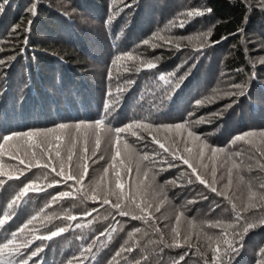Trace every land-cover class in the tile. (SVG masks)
<instances>
[{"label":"trees","instance_id":"trees-1","mask_svg":"<svg viewBox=\"0 0 264 264\" xmlns=\"http://www.w3.org/2000/svg\"><path fill=\"white\" fill-rule=\"evenodd\" d=\"M33 3H36L35 16L29 11ZM251 3L249 8L245 0H8L6 4L0 0L3 7L0 12V60L4 61L0 64V134L44 130L65 121L90 123L104 114L106 104L109 105L108 121L113 118L115 123H120H112V127L142 121L137 114L141 110L139 102L143 92L139 93L135 87L143 88L151 81L164 90V95L162 103L152 107L160 117L149 122L156 125L187 123L200 141L192 142L185 130L180 148L187 143L194 154L199 151L198 145L205 141L212 147L225 149V152L217 153L215 161L211 152L205 149L198 172L211 181L215 167V186L226 190L231 203L242 207L247 201V181L251 179L254 185L264 182V172L259 168L261 158L255 147L234 141L236 136L252 131L258 134L255 138L258 146L259 133L264 132V9L255 0ZM190 9H211V12L188 18L182 28L170 25L172 21L183 19L179 14ZM240 29L242 33L238 31ZM207 30H211L212 35L203 47L196 39L192 40L194 44L180 45L179 50L169 46L156 47L155 51L162 49L164 56L151 58L157 67L141 68L134 73L139 83L125 79V75L139 67L138 64L131 61L113 64V60L124 52L132 51L140 56L136 51L138 44L152 39L158 31L176 38L195 37ZM94 64L107 65L106 74L100 81L107 83L104 87L95 80ZM161 76L165 79H160ZM113 78H116L114 87L108 83ZM233 84L243 85V88H233ZM221 86L236 95L216 98L213 94L218 88L221 90ZM209 97L213 98L211 102L206 101ZM202 100L206 102L198 105L197 102ZM167 135L180 140L174 131ZM141 150L137 153L140 156L148 153L150 159L142 161L140 169L151 170L147 171L148 181L142 172L131 187L135 189L138 180L143 182L137 202L151 205L152 218L147 223L113 219L99 231L96 223L102 222V218L93 217L97 208L85 207V211H77L79 206L74 201L81 195V191L75 190L79 185L73 186L72 181L55 184L54 181L60 178L48 170L47 176L44 174L31 180L20 175L19 179H13L16 185L20 182L13 195L4 200L0 196V219L4 218L5 212L11 216L0 226V235L6 230L0 242L17 232L21 255L16 259H27L28 264H135L136 261L142 264L144 257L153 256L151 250L158 247L157 242L162 250L169 248L172 229L177 227L176 217L183 211L178 227L180 242L185 246L175 247L177 251L167 256L157 253L156 264L167 259L168 264H205L206 259L210 262L211 251L203 233L213 237L215 231L220 234L219 228L208 227V223L232 221L235 214L231 203L190 176L191 169L182 161L174 160L165 152L158 158L156 152ZM235 152L242 154L233 157L237 163L243 161L242 170H233L232 185L225 189L228 170L232 166L228 155ZM0 163L8 166L6 171L24 167L7 153L0 157ZM249 164L253 168L251 172L247 170ZM238 172L245 177L244 182L239 180ZM136 176L134 168L132 180ZM189 179L193 182L189 183ZM122 181L127 192L129 185L123 178ZM31 182L38 183L44 190L29 192L17 202L18 207L7 211V205L25 184ZM94 188L91 184L85 188L89 197ZM63 191L73 195L53 199ZM160 203L163 208L157 211L154 206ZM67 215L77 219L68 220ZM242 215L256 226L244 236L238 251L222 257V264H258L260 249L264 247V223L261 222L264 211L257 208ZM34 216L37 219L19 233L18 230ZM18 221L22 222L17 224ZM190 222L196 227L193 228ZM58 227L68 230L52 239L36 238L46 236ZM137 228L140 229L138 233L135 232ZM130 234H133L131 238ZM189 234L191 238L185 243L184 237ZM28 240L32 243L23 247ZM90 245L92 251H84ZM130 246L135 250L121 251L122 247ZM37 248L42 250L31 256ZM118 251L121 252L119 256L116 255ZM181 256L184 258L180 259Z\"/></svg>","mask_w":264,"mask_h":264},{"label":"snow or ice","instance_id":"snow-or-ice-1","mask_svg":"<svg viewBox=\"0 0 264 264\" xmlns=\"http://www.w3.org/2000/svg\"><path fill=\"white\" fill-rule=\"evenodd\" d=\"M8 0H2L3 4H6ZM245 3L248 4V7H252L251 0H245ZM255 3L259 5L262 9H264V0H255ZM3 11V7L0 6V12ZM32 16L36 15V3H33L29 8ZM206 12L210 13L211 9L199 10V9H190L186 12L180 13V17L183 19H178L176 21L170 22L171 26L174 27H184L185 20L188 18L201 17L206 14ZM31 21H29V25ZM17 25L13 28V31H16ZM26 29L25 31H28ZM166 30H170L166 29ZM242 33V29L238 30ZM211 30L203 31L196 34L195 37H176L177 41L175 46L177 50L180 48L179 41L187 39L188 41H192L196 39L200 46L203 47L207 44L209 38L211 37ZM227 37H222V39H226ZM160 40L165 41L166 39L161 33L158 31L155 33L151 40H144V45H149L153 49L158 45L153 43V41ZM27 44V39L24 41ZM215 43H219L216 41ZM199 50V48L197 49ZM10 59H14V57H10ZM158 59V58H156ZM121 61H131L137 63L139 67H137V71L141 68L152 69L157 67V63L153 59H143L137 54H134L132 51L124 52L118 55L114 60L113 64L118 65ZM264 62V61H262ZM4 63V61L0 60V64ZM111 77V73H109ZM160 79H165L164 76H161ZM233 88H243V85L233 84L231 85ZM119 91V90H118ZM240 94H243L242 92ZM229 95H236V93H229ZM213 98H206L207 102H211ZM205 100L198 101V105H201L206 102ZM109 105H105V112L98 119L91 123L80 122L74 125V129H70L69 125L60 124L55 128L44 129V130H31L27 132H17L12 133L10 135H4L2 137V142H0V157L4 156L6 153L12 159H17L19 164L24 165L23 169H11L6 171L5 169L8 167L7 165L0 163V177L6 176L8 180L19 179L20 175H23L25 171H30L33 168L41 169V170H50L52 173H55L56 177H59V180H55V184L66 183L67 181H72L73 186L81 185L84 181L85 177L88 174L89 166H88V144L90 140H94V149L92 154L95 155L96 150L100 148L101 142L105 136L109 137L113 147V153L111 155V163L104 168L105 177L109 175L110 170L114 173V179H108L105 183L103 178L100 183H97L96 187L92 190V195L89 197L87 192H84L83 195L85 198H90L93 201H96L98 198L102 205H108L113 210H115L116 214L119 216H130L131 219L134 220H143L146 223L152 218L149 212L151 207L150 204H145L144 202H137V195L142 192V181L137 182L135 185V189L129 186V190L126 192L125 184L122 182L121 170H124L126 173L131 171V164L134 157H139L136 161V173L137 177L140 176V163L144 160H149L150 156L148 153H144L140 156L133 144H130L128 140L125 138L127 134L135 137L136 140L143 139L142 133H148L151 136L152 141L155 144L159 145V148L163 150V152L168 153L173 157L174 160H180L184 165H187L189 169H191L190 176H194L195 180L198 181L201 185H204L210 191L216 193L219 196H223L225 199H228L231 203V199L227 194L226 190L218 189L216 185V168L212 169V179L209 181L205 178V176L201 175L198 172V167L200 166V161L203 160L205 156V149L211 152V156L213 161H215L217 153L225 152L223 148L212 147L207 144V142H202L198 145L199 151L194 154L193 148L185 146L183 149L180 148V143L183 142V132L187 131V136L191 138L192 142L200 141V137L193 132L190 128H188L187 123H179V124H160L154 125L150 122H144L140 120L133 121L125 125L124 127H112L110 122L107 119L108 116ZM163 131L165 133L164 137L161 139L159 137V133ZM175 132L176 136L180 137V140L175 139L174 137H169L167 133ZM256 132H246L241 135H238L234 138V141L238 142H246L249 145H252L256 149V153L261 158L259 162V168L262 172H264V132L259 133V145L257 146V137ZM80 146V155L77 157L79 163L77 164V168L79 171H75L72 168V162L74 156L77 155V147ZM67 153L66 158L62 154L63 152ZM242 154L240 152H235L228 155V159L232 160V166L228 170V181L224 186L225 189H229L232 185V173L233 170H242V163H237L233 157H239ZM103 159V157H100ZM251 159V157H249ZM167 163V161H165ZM169 166H172L171 164ZM207 167V165H204ZM151 169H149L150 171ZM247 170L249 172L253 171L252 166L249 164L247 166ZM19 174H15L16 172ZM45 176L49 173L45 171ZM145 177H147L148 172L145 171L143 173ZM238 178L241 182L245 181V177L243 175H239ZM189 183L193 181L189 179ZM5 181L0 179V187H3ZM172 183H175L173 181ZM49 187L52 185L49 184ZM247 201L246 203L238 208L235 203H231L232 210L234 212V219L229 222H209L208 227L211 228H219L220 234L219 236L213 237L208 235L207 233H203L205 240L207 241V246L211 251V260L210 262L206 259L205 264H217L220 261L222 264V257L230 256L231 253L239 250L238 246H242L244 236L247 234L249 230L256 226L255 222H249L244 219L242 213L251 212L253 209L259 208L261 211H264V182H260L258 185H254L252 180L249 179L247 181ZM44 189L36 182H31L25 184L24 187L20 190V192L16 195V197L7 205L9 210H12L14 207H18L17 202L20 201L23 197L27 196L29 192H38L43 191ZM77 192L81 190L79 188L75 189ZM73 194L68 191L59 192L57 198L70 197ZM114 198V202H113ZM206 199V197H205ZM191 203V201H190ZM159 211V208L156 209ZM91 215V212L88 213ZM184 216V212L180 211L176 217L177 227L172 229V244L168 246L174 247H184L185 244L180 242L181 233L178 227L181 218ZM11 216L8 212H5L4 218L0 219V226H3L7 220H9ZM66 218L68 220H76L77 218L72 215H67ZM37 219V217H32L26 224H24L18 231L19 233H23L26 228L30 224H32L33 220ZM244 220V223L241 224V221ZM261 222L264 223V217L261 218ZM191 223V222H190ZM80 227L79 224L76 225ZM193 228L196 227L194 223H191ZM67 227H58L53 231H50L46 236H38L37 239H52L55 236H58L65 231H67ZM157 232L160 231L159 228L155 229ZM135 232H140V229H135ZM200 233H197L199 236ZM17 232H12L11 237H6L4 242H0V264H28L27 259L17 260L16 257L21 255L20 247L21 245L17 243ZM104 235V233H101ZM133 234H130V238ZM191 238V234L186 235L184 237L185 243H187ZM32 243L31 240H28L24 243L23 247H28ZM138 245V241L136 242ZM190 246V245H189ZM42 249L37 248L32 253L31 256H36ZM134 247H122L121 251L132 252L134 251ZM86 252L92 251V246L90 245L86 249ZM121 252H117L116 255L119 256ZM203 256L204 253H201ZM31 257H29L30 259ZM184 257L181 256L180 259ZM146 260L147 257H144ZM135 264H140L139 261H136ZM258 264H264V247L260 249V258L258 260Z\"/></svg>","mask_w":264,"mask_h":264},{"label":"rangeland","instance_id":"rangeland-1","mask_svg":"<svg viewBox=\"0 0 264 264\" xmlns=\"http://www.w3.org/2000/svg\"><path fill=\"white\" fill-rule=\"evenodd\" d=\"M163 36L166 39L165 41H160V40H156L153 41V43H156L158 46L157 48H163V47H171V49H175L176 46V40L175 38L171 37L168 34H163ZM151 40V39H150ZM188 44L190 45L192 43V41H188L187 39L184 40H180L179 44ZM199 43V42H198ZM194 44V43H192ZM199 44H196L195 46H198ZM156 48H152L149 45H144L143 43H139L136 51L137 53H139L140 57L143 59H151V58H158L161 59L164 55L162 49L155 51ZM177 49V48H176ZM181 50V49H180ZM159 52V53H158ZM179 57V56H178ZM134 63V62H133ZM137 63H135L136 65ZM94 76H95V80L96 82L102 87H104L105 84L107 83H100L101 80H103V75L106 74L107 71V65L102 64V65H97L94 64ZM136 69H132L131 73L128 74L127 76L125 75V79H133L136 83H139V79H137V75L134 74L136 73ZM106 79V77H105ZM116 78L113 79H109V84L111 86H115L116 85ZM125 83V82H123ZM122 84V83H121ZM136 89H139V93H141V99L139 102V107L141 108V110L138 112L137 116L138 119H142V121L144 122H149V121H153L156 117H160L157 114H155L154 110L152 109V107H156L158 106L160 103H162V99H163V95H164V90H162L161 88H157V86L154 85V83H152L151 81H149L148 83H146L143 88H139L138 86L135 87ZM103 90V88H101ZM217 93L213 94L216 96V98L221 99L222 97H227V95H229L228 91H226V87L223 88V86H221V90L218 88L217 91H215ZM209 95H211V93H208ZM109 115V114H108ZM94 122V121H92ZM110 124L115 123V120L113 118L109 119ZM80 123V121H65L63 123H58L57 125H54L50 128H46V129H51V128H55L56 126L60 125V124H66L69 125L70 129H74V125ZM87 123V122H84ZM91 123V122H90ZM213 122H211L212 125ZM115 124L119 125L120 123L116 122ZM127 125V123H125L124 125L121 126H125ZM156 125V124H154ZM215 126V125H214ZM212 127V126H210ZM143 135V139L141 140H136L135 137L131 136L130 134H127L125 136V138L128 140V142L130 144H133L134 148L136 149V151H141V149L143 150H148L151 152H156L158 156V158H160L161 156H163V150L159 148V145H156L152 139L151 136L148 133H142ZM158 135H161L162 137H164L165 133L163 131H161ZM2 136L0 134V142H2ZM94 149V140H90L89 144H88V166H89V171L87 176L85 177V181L81 184V188L80 185L78 188L81 189V195L78 197L77 200H75L74 204L79 206V212H83L85 211V207H89V208H94L96 210V212L93 214V217H97L98 219L102 218L100 223H96V225H98V230L101 231L102 228L108 224L109 221H113V219H123L124 221H130L131 217H125V216H119L118 214H116L115 210H113L110 206L108 205H102L100 200L97 202H93L90 200H87L88 198H85L83 193L87 192L85 190V188H87V186L89 184H91L92 186L96 187L97 183H100L102 178L103 181L106 183L108 179H114V173L110 170L109 175L107 177H105L104 174V168L107 167L110 163H111V155L113 153V147H112V143L109 137L105 136L104 139L101 142L100 148L98 150H96L95 155L92 154V151ZM65 155H67L66 151L63 152ZM80 155V146L78 145L77 147V155L74 156L73 158V162H72V168L75 171H79V169L77 168V164L79 163L77 157ZM100 157H103V159H101ZM138 156L134 157L132 164H131V171L130 172H125L123 170H121V175L122 178L126 181V183L129 186H132L135 183V180H137V176L134 178V180H132V174H133V169L136 168V161L138 160ZM8 161V160H7ZM9 163H13L16 164L15 162H10ZM177 162V161H175ZM143 167L142 162L140 163V168ZM24 167L22 166L21 169H23ZM148 168H142L140 169V173L142 174V172L148 171ZM44 171L48 170H41V169H36L33 168L30 171H25L27 172L26 174H23L26 180H31L32 178L35 177H43L44 176ZM140 174V175H141ZM145 177V176H144ZM0 179H3L5 181L3 187H0L2 190V192L0 191V196L2 197V199H8L11 197V195H13V193L15 192V190L17 189V186L20 184V182L16 185V181L15 180H8V178L6 176L1 177ZM146 181H148V177H146ZM123 182V181H122ZM124 183V182H123ZM128 186V188H129ZM15 187V188H14ZM0 189V190H1ZM6 196V197H5ZM2 200H0L1 202ZM90 201V202H89ZM87 203H90L87 205ZM163 203V202H162ZM162 203H160L159 205L154 206L155 208H159V210H161L163 208ZM81 207V208H80ZM7 208V207H5ZM7 211H9V209L7 208ZM149 211H152V208L149 209ZM2 211H0L1 213ZM114 220V221H115ZM137 221H141V220H137ZM143 221V220H142ZM22 221H18L17 224H20ZM95 225V224H94ZM6 231V230H5ZM5 231L2 232V234L0 235V238L2 239L3 234H5ZM80 233V232H78ZM219 233V232H218ZM217 231H215V233H213L216 237V234H218ZM74 235V233H73ZM219 235V234H218ZM4 238V237H3ZM151 243V242H150ZM156 248H153L151 250V253L153 256H150V258L144 260V262L142 264H156L157 261L159 260V257L157 256V253H159L160 255H169L170 253L177 251V248L169 246L168 249L162 250L160 248V244L159 242H157L156 244ZM254 251V250H253ZM258 250L255 249V252H257ZM161 264H168V259L164 262H162Z\"/></svg>","mask_w":264,"mask_h":264}]
</instances>
